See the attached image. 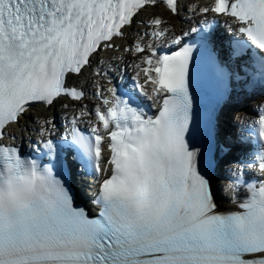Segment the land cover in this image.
Wrapping results in <instances>:
<instances>
[{"label":"snow or ice","instance_id":"1","mask_svg":"<svg viewBox=\"0 0 264 264\" xmlns=\"http://www.w3.org/2000/svg\"><path fill=\"white\" fill-rule=\"evenodd\" d=\"M160 4L173 17L182 8L196 11L184 0H0V141L33 104L84 99L83 88L68 85L69 76L83 75L141 12ZM197 7L201 14L230 18L241 38L229 63H217L216 71L264 87V0H212ZM146 23L152 28L143 35L151 42L141 37L126 49L139 54L131 88L121 93L109 87L108 95L97 90L100 102L87 134L78 127L84 111L65 133L80 164L96 177L97 215L76 206L67 178L51 163L0 143V264H264V108L256 122L254 163L238 165L226 186L238 210L222 211L213 176L218 165L189 140L197 44L184 41L209 23L175 36L178 50L164 54L156 42L167 38L169 21L153 16ZM137 96L158 103V114L147 116ZM53 130L44 118L39 143L59 161V146L46 138ZM254 166L260 178L248 183L244 169ZM241 186L247 194L238 201Z\"/></svg>","mask_w":264,"mask_h":264},{"label":"bare ground","instance_id":"2","mask_svg":"<svg viewBox=\"0 0 264 264\" xmlns=\"http://www.w3.org/2000/svg\"><path fill=\"white\" fill-rule=\"evenodd\" d=\"M200 1L201 0H195L194 3L193 2L190 3V8H194L193 4H197ZM150 10H151V13L153 11H157L158 12V16H161L162 18H164V19L169 21L168 26L171 29L170 32H173V31L177 30V23L181 22L179 16L178 17H173V16L169 15V13L166 11V9L163 8L161 5H159V7H152ZM190 12L191 11H187L186 13L190 14ZM153 14L155 15L157 13L153 12ZM146 15H148V14L142 13L138 19H141L143 21ZM147 27H148V25L146 23H142L141 22L139 25H137L138 30L133 35H129L128 33H126V35H125V37L123 39H120V38L115 39L114 43L118 44V49L117 50H113V49L109 50L114 55L110 59H102L101 62L93 60V65H96V67H93L91 69L90 74L92 76H94V69L98 68L100 65H108L109 62L113 63V62H118V61L126 63L128 71H133L134 68H133V65L131 64V61H132V59H136L137 55L133 56L131 54V52L124 51L123 48H124V45L128 44L129 38L131 36H134L137 39H141V37L144 39L145 36L143 35L142 32ZM135 30H136V26H135V24H133L131 26V28H128L126 30V32L135 31ZM79 82L81 84H83L88 90L93 89V82L90 79H88L84 74L80 76ZM54 112L55 111H53V109L51 107H46V106H43L41 104H38V106L35 108V113H28L26 116H24V118L21 120L22 123H21L20 127H17V125H15L13 127H15L17 130H20L22 132V134H25L26 131H28L31 134L32 131H33L32 128H31L32 125L36 127L35 131H38L39 127L42 126L43 119L47 118V119L50 120V117L54 116ZM250 115H252V114H249V116ZM245 117H248V116H245V115L241 114L239 117H237V118L233 117V118L235 120H238V119L242 120ZM27 118L31 119L32 123H30L28 120H26ZM18 137H19V135H18ZM27 137L28 136L25 135V138H27ZM232 204L233 203H228L227 205L229 206V205H232Z\"/></svg>","mask_w":264,"mask_h":264}]
</instances>
